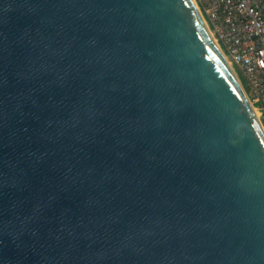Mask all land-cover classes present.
<instances>
[{"label":"water","instance_id":"water-1","mask_svg":"<svg viewBox=\"0 0 264 264\" xmlns=\"http://www.w3.org/2000/svg\"><path fill=\"white\" fill-rule=\"evenodd\" d=\"M0 264H264V129L193 0H0Z\"/></svg>","mask_w":264,"mask_h":264},{"label":"built area","instance_id":"built-area-1","mask_svg":"<svg viewBox=\"0 0 264 264\" xmlns=\"http://www.w3.org/2000/svg\"><path fill=\"white\" fill-rule=\"evenodd\" d=\"M193 2L227 63L245 79L264 129V0Z\"/></svg>","mask_w":264,"mask_h":264},{"label":"trees","instance_id":"trees-1","mask_svg":"<svg viewBox=\"0 0 264 264\" xmlns=\"http://www.w3.org/2000/svg\"><path fill=\"white\" fill-rule=\"evenodd\" d=\"M235 72L237 73L238 78H239V80H240V82H241V84H242V86H243V88H244L246 94L249 95L250 88L248 87V85H247L245 79H244V78L242 77V75L238 72V70H235Z\"/></svg>","mask_w":264,"mask_h":264},{"label":"rangeland","instance_id":"rangeland-1","mask_svg":"<svg viewBox=\"0 0 264 264\" xmlns=\"http://www.w3.org/2000/svg\"><path fill=\"white\" fill-rule=\"evenodd\" d=\"M234 69V68H233ZM233 71H235V70H233ZM237 76V78H238V75H236ZM239 79V78H238ZM240 81V80H239Z\"/></svg>","mask_w":264,"mask_h":264}]
</instances>
